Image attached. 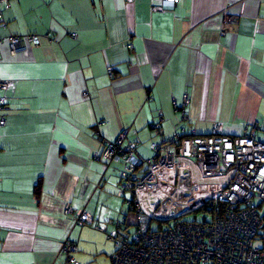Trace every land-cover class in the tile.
<instances>
[{"label": "crops", "instance_id": "crops-1", "mask_svg": "<svg viewBox=\"0 0 264 264\" xmlns=\"http://www.w3.org/2000/svg\"><path fill=\"white\" fill-rule=\"evenodd\" d=\"M153 2L0 3V77L11 83L0 112V264H69V254L113 264L108 234L132 220L131 194H119L123 163L96 156L123 130L144 159L183 129L258 127L264 141V0ZM12 34L39 42L12 55ZM77 210L92 222L78 225ZM68 240L77 251L63 250Z\"/></svg>", "mask_w": 264, "mask_h": 264}, {"label": "built area", "instance_id": "built-area-1", "mask_svg": "<svg viewBox=\"0 0 264 264\" xmlns=\"http://www.w3.org/2000/svg\"><path fill=\"white\" fill-rule=\"evenodd\" d=\"M177 1L154 0L152 7L163 10ZM0 3L8 7L9 0ZM38 42L36 34L7 39L12 55ZM10 86L0 77V112ZM189 101L186 94L184 104ZM5 124L0 114V127ZM257 129L244 135L225 134L221 124L208 135L183 129L153 144L148 159L139 156L137 141H125L127 130L106 139L96 157L123 163L119 194H131L133 213L108 234L115 243L113 264H264V141ZM197 210L206 212L202 220L180 219ZM75 217L80 226L93 219L86 210ZM155 221L160 228H152ZM164 222L170 224L164 228ZM63 250L77 251V243L68 240ZM68 263L78 264L70 254Z\"/></svg>", "mask_w": 264, "mask_h": 264}, {"label": "rangeland", "instance_id": "rangeland-1", "mask_svg": "<svg viewBox=\"0 0 264 264\" xmlns=\"http://www.w3.org/2000/svg\"><path fill=\"white\" fill-rule=\"evenodd\" d=\"M259 129H257V131H259ZM264 134V127H263V131L261 132ZM145 167H147V164H145ZM129 195V193H127ZM128 211V210H127ZM206 215V212L204 210H197V211H193V212H190L186 215H184L183 217H181L180 219L181 220H202L203 219V216ZM130 218L133 219V213L131 212V215H130ZM170 223L169 222H164L162 223V225L164 226V228H166ZM153 229H158L160 228V225H159V222L155 221L153 223V226H152ZM115 244V243H114ZM115 246V245H114Z\"/></svg>", "mask_w": 264, "mask_h": 264}, {"label": "trees", "instance_id": "trees-1", "mask_svg": "<svg viewBox=\"0 0 264 264\" xmlns=\"http://www.w3.org/2000/svg\"><path fill=\"white\" fill-rule=\"evenodd\" d=\"M37 190H38V187H37Z\"/></svg>", "mask_w": 264, "mask_h": 264}]
</instances>
